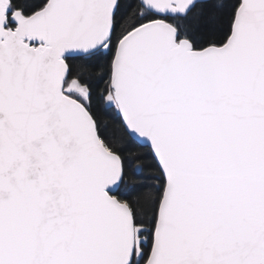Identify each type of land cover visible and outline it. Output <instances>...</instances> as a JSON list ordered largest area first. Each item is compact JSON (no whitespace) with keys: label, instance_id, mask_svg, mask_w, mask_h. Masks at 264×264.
Segmentation results:
<instances>
[{"label":"snow or ice","instance_id":"obj_1","mask_svg":"<svg viewBox=\"0 0 264 264\" xmlns=\"http://www.w3.org/2000/svg\"><path fill=\"white\" fill-rule=\"evenodd\" d=\"M0 264H264V0H0Z\"/></svg>","mask_w":264,"mask_h":264}]
</instances>
